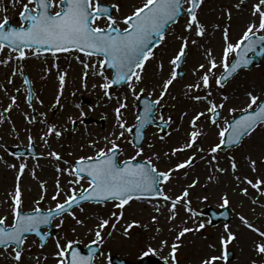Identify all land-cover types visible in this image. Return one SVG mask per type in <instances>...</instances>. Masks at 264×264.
<instances>
[{
  "label": "rangeland",
  "instance_id": "374dc122",
  "mask_svg": "<svg viewBox=\"0 0 264 264\" xmlns=\"http://www.w3.org/2000/svg\"><path fill=\"white\" fill-rule=\"evenodd\" d=\"M26 2V0H25ZM101 3L111 5L113 3L120 4V11L115 12L118 19V26L123 28V17L130 14L132 9L141 6L143 0H100ZM240 0H203L201 7L198 9V19L206 25L207 32L204 38L196 37L191 34V39L198 41L196 45L189 44L187 49V56L182 67L184 75L178 78L172 86H170L169 95L165 97L161 106H158L156 112V120L160 121V115L164 118L168 116L173 118V123L168 127L165 133H162L159 128L150 127L146 132V139L142 145L144 154L139 159L147 161L152 157L156 167L161 171H166L169 168L175 167L176 163L186 160L190 155H197L194 166L190 169H182L179 173H173V179L166 185H163L164 191L175 197L182 193L188 185L195 179L199 183L195 188L190 189L189 199L191 200V207L199 213L196 217H191L182 206H178L180 215L176 222H169L166 217L168 215L167 209H162L164 215L160 217L157 223L151 222V217L157 215L152 205L146 201H133L131 207L125 208V221L137 220L141 226H134L129 236L123 235V228L118 225L113 235L108 233L112 231L111 223L104 229L102 235L104 236L101 246V257L95 259L94 264H109V256L118 257L119 260H127L131 264H138L143 258L142 251L147 250V246L159 248L161 239H166L171 243L176 242V230L184 226L195 228L198 223H205V228L200 232L187 233L181 239L180 247L177 251V258L180 264H201L203 258L211 255H219V239L224 231V225L228 224L233 232L237 234L238 239L229 245V251H233L234 259L227 261V264H252L253 260L260 261L256 256L254 250V243L260 240L256 233L247 229L240 221V215H244L255 227L264 230V207L260 206V200L256 204L252 203L253 198L259 197V193L247 184L240 185L241 188H249V196H243L236 186L234 175L231 171V161L229 157L234 156L238 165L235 175L248 176L254 181L257 178L264 177V125L260 126L254 133L246 138L243 143L231 150H223L219 153V166L228 169L226 173L214 172V169L207 164L206 160H201L197 153L196 147L189 149L186 152L178 153L169 161L165 156V152H171L173 147L181 146L185 140L188 139V132L190 129V120L193 115L199 111H206L207 102H196L187 96L185 92L187 88L185 85L198 81L201 71H196L200 63H207L204 51L206 48L213 50V56L217 60L218 65L222 59L223 51V30H229L230 42L235 44L242 37L247 26L256 22L258 24V16L252 15L253 5L259 0H244V3L239 9L235 7ZM187 8V4L184 5ZM231 11V19L228 18L227 13ZM20 12L19 0L15 3L14 0H2L0 2V19L4 16L12 24L20 25L18 19ZM187 16L182 17L178 23L172 26L165 35V39L161 45L155 49L154 57L147 61L145 65V73L143 83L138 85L145 89L144 96L155 99L159 95L158 82L161 79H166L171 71V66L168 63V58L171 57L179 47L177 37L180 35H190L185 32L184 25ZM100 26H106L107 21H97ZM219 27H216V26ZM258 36H264V31H258ZM77 57H80L78 60ZM235 54L229 56V62L232 63ZM0 58H6L0 56ZM96 57L89 60L77 52L68 53L58 59L50 58H30L23 62L24 75H28L33 82L34 99L32 104L27 102V93L25 84L23 83V76L19 73L12 77L13 83H8V77L11 70L19 66L18 62L12 61L9 66L0 65V112L10 103L9 97L11 95L17 96V104L13 106L10 112H5L6 116L0 117V139L4 146H0V217L7 216L8 223L11 224L13 220L11 212V196L14 194V189L17 182V172L21 163H26L27 168L24 174L20 177V186L23 193V208L24 212H32L37 206L36 201L43 200L39 204L42 210L55 208L57 201L52 199L56 192L55 182L57 179L61 182V187L64 192L60 197V202H63L65 194L70 195V189L73 187L68 184L70 179L67 173L63 175L57 173V165L60 168H69L79 160L81 156H94L95 149L89 147V144L95 140L98 141L97 147H103L104 137H111V132L115 130L114 108L116 106L115 100L107 101L104 98L103 91L99 88H93V84L102 82L99 76L89 75L87 79V87H84V80L82 73L84 71L81 61L89 63L97 62ZM50 60V61H49ZM49 61V62H48ZM163 61L164 67L161 72L159 64ZM53 65H58L54 67ZM45 69H51L46 72ZM67 73L65 77V86L63 94L60 97V104L53 107L56 96L59 92L58 77L61 73ZM214 75L210 78V89L194 90L193 95L205 96L210 90L212 92L209 99L216 103H224L225 107L221 110V125L225 121H231L233 116H238L242 110L247 107L249 103L247 93L264 98V58L259 65L252 67L250 70H243L238 73L231 81L220 88L215 85L216 78L220 77L224 72L223 67H217L213 70ZM106 75L111 77L109 72ZM156 86V91L152 93L153 86ZM5 88L7 91L5 92ZM16 88H20L19 93ZM113 96L123 97L128 95V109L124 113L128 125L137 124L138 109L137 103L127 87L120 89L109 90ZM151 96H149V94ZM228 96V100L224 101L222 96ZM43 101V104L40 103ZM79 105L80 107H77ZM235 108L236 112L233 114L230 110ZM81 110L87 113L86 116H81ZM184 112L188 115L181 120ZM47 114L48 124H55L64 135L57 139L54 136L49 138L51 147L45 146L41 139L46 125L42 123L44 116ZM26 116L35 117L33 124H28ZM211 114L208 113L205 117L198 121V125L205 135L201 136L198 145L208 149L210 146L219 142V129L211 124ZM71 118L76 119L77 128L73 130ZM88 119V123L85 120ZM82 121V122H81ZM15 126L16 131H13ZM66 129V130H65ZM179 129V131H177ZM171 133V135H168ZM34 138V143L38 146L39 156L34 157H14L10 154L9 149L13 147L25 148L29 146L28 136ZM164 136V140L160 139ZM133 134H126V138L120 141L124 151L119 156L122 163L124 160L133 156L138 147H133ZM151 145V147H150ZM50 151L59 152L64 160L69 163L65 164L62 161L57 162L48 156ZM159 154L160 159L155 160L156 154ZM257 161V171L253 172L250 159ZM210 159V156L208 157ZM15 164V169L9 165ZM35 171L36 178H33L32 172ZM184 173H187L185 175ZM214 173V178L209 181L208 176ZM218 177V181L216 179ZM46 182V195L41 188V183ZM84 187H87V182L82 181ZM79 192L80 185H76ZM227 193L230 199V207L233 211L232 220L229 223H220L216 226L210 224L209 218L205 214L207 208L220 209L223 203L222 195ZM207 200H204V197ZM156 202V201H153ZM161 203H164L162 200ZM170 204V202H168ZM83 208V211H81ZM119 211L115 208L114 203L109 204H84L75 209L76 215L79 219L85 221L83 226L77 225L76 221L70 215L63 217L64 224L57 228L56 225L60 223L59 219L53 222V229L55 235L52 237L45 248H41L38 240L35 237L27 239L24 245V259L25 264H36L35 257H40L39 264H56V240L60 239L63 244L67 240L79 241L83 247L92 244L95 239V229L99 219H110L111 213ZM185 221L187 222L185 224ZM147 225V227H143ZM160 227L162 232L157 233L156 228ZM73 228L76 229L73 232ZM155 237V239H153ZM216 245V248L210 247ZM11 249H9V252ZM170 247H165L162 252L151 257L158 258L164 261L165 257L170 255ZM48 259L44 260L43 257ZM0 264H14L11 256L7 253L0 254ZM223 264V262H218Z\"/></svg>",
  "mask_w": 264,
  "mask_h": 264
},
{
  "label": "snow or ice",
  "instance_id": "6c2138e0",
  "mask_svg": "<svg viewBox=\"0 0 264 264\" xmlns=\"http://www.w3.org/2000/svg\"><path fill=\"white\" fill-rule=\"evenodd\" d=\"M17 0H14V6ZM21 18V24L19 27H8L9 20L7 16L0 19V56L6 58H0V65L9 66L10 62L16 61L19 66L11 70L10 76L7 78L8 83L12 84V77H15L18 73L24 76L23 62L30 58H40L45 53H50L52 58L58 59V53H83L86 57H96L97 62L89 63L81 61L83 65V80L84 87H87V79L89 75L99 76L102 80L99 84H93V88L99 87L103 91L104 98L107 101L115 100L116 106L114 108V121L115 130L111 132V137L105 136L104 146L97 147L98 141L93 140L89 147L95 149L94 156H81L74 165L69 168L56 167L57 173L63 175L67 173L69 177H74L68 181L69 185H72L70 189V195L65 194L63 202H60V197L64 192L61 187L59 179L55 182L56 192L52 196V199L57 201L55 208H49L45 213L39 204L43 200V195L40 200L36 201V207L31 213H24L23 208V193L20 186V177L24 174L27 168L26 163H21L17 172V182L14 189V194L11 196V212L13 220L11 224L8 223V217H0V254L7 253L11 256L14 264H25L24 259V245L28 239L27 234L36 233L41 234L42 225H50L54 219H59L60 223L56 225L57 228L62 227L64 224L63 217L70 215L72 219L76 221L77 225L83 226L85 221L79 219L74 210L75 205H79L82 200L95 201L97 203L103 201H112L114 206L119 211L111 213L110 219H99L95 229V239L92 241L94 245H101L104 240L102 235L105 228L111 223V229L108 233L109 236L113 235L117 226L120 225L123 228V235L129 236L130 230L134 226H141L137 220L122 221L125 220V208L131 207L133 201H146L152 205L157 215L151 217L152 223H157L161 216L164 215L162 209H167L166 219L171 222H176L179 213L178 206H182L184 210L191 216L196 217L198 212L192 209L190 196V189L195 188L199 183L198 179L193 180L182 193L175 197L167 194L164 191L163 185L168 184L173 179V173H179L182 169H190L194 166V162L197 159V155H190L186 160L176 163L175 167L169 168L166 171H161L156 167L152 157H149L147 161L141 162L139 159L144 154L142 146L138 147L136 153L129 159L120 162L119 156L123 153L124 149L120 141L126 138V134H133L134 128L136 129L135 135L139 137L141 135V129L145 124L151 123L154 119L155 109L161 106L165 97L169 95L170 86L178 80L181 73L178 71L181 65L185 61L187 56V49L189 44L196 45L197 40L191 39V34L196 37L204 38L207 32L206 25L198 19V9L201 7L203 0H143L141 6L134 7L130 14L123 17V24L126 27L118 26V19L113 14L120 11V4L113 3L111 5L103 4L100 0H19ZM244 0H240L235 5L237 9L241 7ZM187 4V8L184 5ZM184 12L187 16V20L184 25L185 32L190 35H180L177 37L179 41V47L174 54L168 58V63L171 66V71L166 79H161L158 82L159 95L154 99H144V113L138 115L136 125H128L125 119L124 113L127 111L128 95L113 96L109 91L114 85H119L122 82L126 84L128 92L136 100L140 101L144 96L145 89L139 87L144 80L145 64L151 58L154 57L153 43L154 37L158 41L165 39L166 26L175 21ZM228 18L231 19V11L227 13ZM252 15L258 16V24L256 22L250 23L244 31L240 40L233 44L230 42L229 30L225 28L223 30V51L222 59L218 65L217 60L213 56V50L206 48L204 55L207 63H200L196 71H201L198 81L185 85L187 91L185 96L196 102H207L206 111L196 112L190 120V131L188 132V139L179 147H173L171 152H165V156L169 161L172 157L177 156L178 153L186 152L189 149L196 147L197 153L201 160H206L207 164L214 169V172L226 173L228 169L219 166V153L224 150L225 144L235 145L241 142L242 137L246 134L251 135L257 127L264 124V100L261 97L248 92L249 103L247 107L242 110V114L239 118L233 116V120L225 121L223 126L221 125V111L224 107V103H216L209 99L212 92L209 90L205 96L193 95L194 90L210 89V78L214 75L213 70L217 67H223L224 74L215 80L217 87H224V81H226L232 74L236 73L238 69L246 67L251 63L247 58V52L255 51L256 46L260 45L264 48V36L256 38L258 31H264V0H259L258 3L253 5ZM106 20V26H100L97 21ZM216 27H219L218 25ZM247 42V43H246ZM244 48V55H241V49ZM240 57L234 63L229 62V56L231 54ZM79 60L80 57H77ZM58 68V65H53ZM163 61L159 64V69L163 71ZM107 69L113 70L112 76L106 75ZM46 72H50L51 69H45ZM67 73H61L58 77L59 80V92L55 99L53 107L60 104V97L63 94L65 86V77ZM23 83L30 85L31 80L24 77ZM7 89L5 88V92ZM20 88H16V92L19 93ZM156 91V86L152 88V93ZM149 96H151V94ZM10 103L0 112V117L4 116L5 112H10L17 104V96L11 95L9 97ZM224 101H227L228 96H222ZM29 104H31L32 97H27ZM43 104V101H40ZM77 107H80L77 105ZM235 114L236 109L230 110ZM208 113L211 114V124L219 129V142L205 149L198 145V141L205 133L198 125V121H201L202 117H205ZM44 120L42 123L46 125V128L41 136L45 146L51 147L49 143L50 137L57 139L64 135V132L60 131L57 125L48 124L47 114L42 113ZM87 113L81 110V116H86ZM188 113L184 112L181 116V120ZM151 117V119H150ZM27 123L33 124L36 120L35 117L26 116ZM73 125L76 124V119L71 118ZM161 123L158 126L161 132L165 131L166 127H170L173 123V118L168 116L164 118L163 114L160 115ZM82 122V121H81ZM2 123V121H0ZM13 131H16L13 126ZM66 130V129H65ZM179 131V129H177ZM171 135V133H168ZM164 136H160L161 140H164ZM29 147L34 143V138L28 136ZM133 147H136L133 144ZM151 147V145H150ZM48 156L57 162H63L68 164L67 160H64L62 155L56 151H50ZM210 156V159L208 157ZM0 159H3L0 157ZM160 156L157 153L155 160H159ZM231 161V171L236 181V186L243 196H249V188L240 185L247 184L251 188L255 189L259 193V197H255L252 200L253 204H256L260 197H264V177L257 178L255 181L248 176L241 178L239 175H235L237 172V162L234 156L229 157ZM250 165L252 171H257V161L252 160L250 157ZM9 167L15 169V164L9 165ZM86 174V175H85ZM187 175V173H184ZM33 178H36L35 171L32 172ZM87 178V179H86ZM214 178V173L208 176V180L211 181ZM218 181V177H216ZM82 181L87 182V187H84ZM46 182L41 183V188L46 195ZM76 185H80L79 192ZM221 207H228L230 199L227 193L222 195ZM164 203H161L160 201ZM207 200V197H204ZM156 201V202H153ZM170 202V204L168 203ZM260 206L264 207V200L260 201ZM83 211V208H81ZM242 224L250 229L253 233H256L260 240L254 243V250L256 256L260 258V261L253 260L252 264H264V230L259 227H255L244 215L239 217ZM187 222L185 221V224ZM205 223H198L197 227L190 228L184 226L176 230L177 235L175 237L176 242L169 245L168 240L161 239L159 248L147 246L146 251H142V257H150L151 255H157L163 251L165 247H170L171 252L168 257L164 258V264H178L177 251L179 249L180 241L187 233L200 232L205 228ZM147 227V225H143ZM76 229L73 228V232ZM156 232H162L160 227L156 228ZM155 239V237H153ZM238 239L237 234L231 230L228 224L224 225V231L219 239V255H211L201 260V264H218L223 262L227 264L229 259L228 249L229 245ZM79 241L67 240L63 244L60 239L56 240V252L55 259L56 264H94L96 259V249L91 248L89 255H83L75 244ZM41 248L45 247L44 244L40 245ZM212 248H216V245H210ZM9 249L11 251L9 252ZM47 260L48 257H43ZM36 264H39L40 257H35ZM109 264H111V257L109 256Z\"/></svg>",
  "mask_w": 264,
  "mask_h": 264
},
{
  "label": "water",
  "instance_id": "95a60500",
  "mask_svg": "<svg viewBox=\"0 0 264 264\" xmlns=\"http://www.w3.org/2000/svg\"><path fill=\"white\" fill-rule=\"evenodd\" d=\"M180 15H182V12H181V14ZM177 20V19H176ZM176 20L175 21H173V22H170L167 26H166V29H167V27L170 25V24H172V23H174V22H176ZM257 39L259 38V37H256ZM154 39V43H153V49H154V47H156L159 43H160V41H158L157 40V38H153ZM247 43V42H246ZM258 47H259V49H258ZM254 54V56H252V57H249L251 54ZM241 55L243 56L244 55V48L242 47V49H241ZM264 56V48H262L260 45H257L256 46V49H255V51H252V52H247V58L248 59H250V61H251V63H249L246 67H242V68H246V69H249V68H251L253 65H256V64H258L259 62H260V60L262 59V57ZM237 59H240V57H236V59H235V61L237 60ZM234 61V62H235ZM233 62V63H234ZM241 68V69H242ZM108 70H111V69H108ZM240 69H238L237 70V72L239 71ZM113 71V70H112ZM236 72V73H237ZM236 73H234V74H232V76H230L226 81H224L223 83H226L228 80H230ZM122 85H125V83H121V84H119V85H114V87H118V86H122ZM144 99H147V98H142L141 99V102H140V115H143V113H144V104H143V100ZM239 118V117H238ZM237 118V119H238ZM150 119H151V117H150ZM154 123V119H152V122L151 123H148V124H145V126L140 130L141 131V135L139 136V137H137L136 135H135V132H136V129H134V131H133V133H134V144H136V145H141L142 144V142H143V140H144V131H145V129L147 128V126L148 125H150V124H153ZM248 134H246L244 137H246ZM244 137H242V139H241V141L243 140V138ZM241 143V142H240ZM239 143V144H240ZM239 144H235V145H229V144H225V148H230V147H233V146H237V145H239ZM86 175V174H85ZM83 201H87V200H82L81 202H83ZM207 213H208V215L210 216V218H211V221H212V223L213 224H217L218 222H220L221 220H223V221H225V222H229L230 221V213H231V210L229 209V208H223L222 210H220V212L217 214L213 209H208V211H207ZM50 225H42L41 226V228L42 227H49ZM53 233V232H52ZM31 234H35V235H37L36 233H29V234H27V235H31ZM40 239H41V242H42V244H44L45 245V243H46V240L49 238V236H50V234H48V235H45V236H42L41 234L40 235H37ZM77 247H79V245L77 244L76 245V248ZM100 253L98 252V248H96V255H99ZM113 264H125V263H118L117 261H116V259H113Z\"/></svg>",
  "mask_w": 264,
  "mask_h": 264
}]
</instances>
